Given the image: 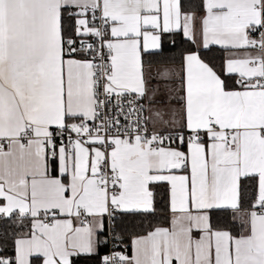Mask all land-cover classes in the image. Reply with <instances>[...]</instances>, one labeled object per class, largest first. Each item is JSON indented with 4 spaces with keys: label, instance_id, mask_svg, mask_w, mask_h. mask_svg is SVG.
<instances>
[{
    "label": "snow or ice",
    "instance_id": "1",
    "mask_svg": "<svg viewBox=\"0 0 264 264\" xmlns=\"http://www.w3.org/2000/svg\"><path fill=\"white\" fill-rule=\"evenodd\" d=\"M0 264H264V0H0Z\"/></svg>",
    "mask_w": 264,
    "mask_h": 264
}]
</instances>
